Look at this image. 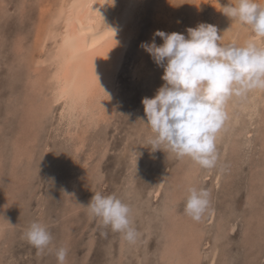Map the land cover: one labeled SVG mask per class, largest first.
Instances as JSON below:
<instances>
[{"label": "rangeland", "instance_id": "1", "mask_svg": "<svg viewBox=\"0 0 264 264\" xmlns=\"http://www.w3.org/2000/svg\"><path fill=\"white\" fill-rule=\"evenodd\" d=\"M159 1L168 7L169 33L187 38L194 23L215 26L213 0L201 12L196 0ZM56 2L0 0V264H58L61 247L67 249L65 264H173L175 255L181 264H264V89L229 100L213 168L178 158L164 146L153 151L152 133L141 121L146 120L141 100L163 85V67L145 53L155 70L148 77L133 76L137 48L148 42L153 21L148 7L117 70L104 118L92 127L83 120L69 125L63 103L52 102L46 70L33 72L44 38L34 35L39 7L48 16ZM256 2L262 7L264 0ZM222 17L216 27L221 46L248 41L264 46V38L250 28ZM153 25L155 30L165 26ZM191 187L210 194L199 221L184 211ZM97 192L129 206L138 233L134 243L84 207ZM33 222L52 236L43 251L25 238ZM194 242L197 248L189 253Z\"/></svg>", "mask_w": 264, "mask_h": 264}, {"label": "clouds", "instance_id": "2", "mask_svg": "<svg viewBox=\"0 0 264 264\" xmlns=\"http://www.w3.org/2000/svg\"><path fill=\"white\" fill-rule=\"evenodd\" d=\"M221 8L226 17L264 38V7L256 0H235ZM186 32L187 38L182 33L156 30L150 41L141 42L140 47L154 63L163 67L164 81L152 98H142L146 120L141 121L150 128L153 151L164 146L178 158L187 157L211 169L217 162L216 140L227 119L228 101L264 89V48L254 42L221 46L218 30L210 24L200 23ZM155 37L162 43L157 45ZM209 196L204 189L189 188L185 213L199 221L209 207ZM84 207L105 227L122 233L129 243L136 241L138 233L130 219L131 210L121 199L97 192ZM25 238L40 251L52 241L47 227L40 222L30 224ZM66 257L67 249L59 248L58 264H65Z\"/></svg>", "mask_w": 264, "mask_h": 264}, {"label": "bare ground", "instance_id": "3", "mask_svg": "<svg viewBox=\"0 0 264 264\" xmlns=\"http://www.w3.org/2000/svg\"><path fill=\"white\" fill-rule=\"evenodd\" d=\"M147 1L114 0L112 3V0H57L56 4L51 7L48 16L47 11L41 8L42 5L39 7V19L36 29H34V35L36 40L40 37L37 38L40 33L44 38L43 41H40L42 44L39 53L41 54L33 63V72L38 73L40 70H46V78L44 79L49 85L52 102L61 101L63 103L62 116L68 119L69 125L79 124V121L83 120L86 121L87 126L92 127V124H96L104 118L102 116H105V112H107L106 106H110V101L114 98L116 91L114 85L117 70L122 63L126 49L131 44L132 39L136 38V33L140 29L137 28V22L140 21L148 7L153 10L149 15L153 24L159 22L165 25L161 31L166 33L172 30V20L169 18L166 4L163 5L164 3L156 0L149 6ZM196 1L197 11H202L208 2L207 0ZM222 1L213 0L212 2L213 10L217 15L215 18L217 28H219L218 25H221L220 20L224 15L221 8ZM234 2L235 0H231L228 4ZM49 6L46 7L49 8ZM262 7H264V2ZM152 23H149V28L146 31L148 41L152 39L153 30H155ZM197 25L192 24V28ZM157 28L159 29V27ZM157 38L159 37H155V41ZM248 42H245L244 45ZM156 43L157 45L162 43L161 39ZM145 53L142 48H137L136 55L139 57V61L134 68V77L139 78L141 74L148 77L155 70V68L148 67ZM28 78L29 74L25 79ZM162 81L161 79L159 83ZM259 90L251 91L257 96ZM226 107L227 110L230 109L229 101ZM70 130L69 128L68 132ZM84 131L86 132V130ZM71 179V186H74L76 178ZM173 246L175 249L176 246ZM195 248H197V244L191 243L189 253L193 252ZM175 258L177 260H174ZM178 258L176 255L175 257L172 256L173 264H181V260ZM191 259L189 257V261ZM188 264L191 263L188 262Z\"/></svg>", "mask_w": 264, "mask_h": 264}]
</instances>
